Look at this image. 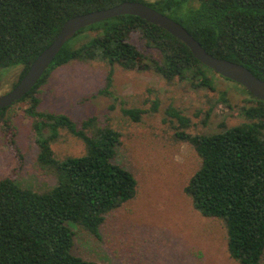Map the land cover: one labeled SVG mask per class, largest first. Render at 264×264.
<instances>
[{
    "label": "trees",
    "instance_id": "16d2710c",
    "mask_svg": "<svg viewBox=\"0 0 264 264\" xmlns=\"http://www.w3.org/2000/svg\"><path fill=\"white\" fill-rule=\"evenodd\" d=\"M123 1L0 0V69L20 66L19 80L65 20ZM131 1L169 16L207 52L240 63L264 80V0ZM92 60L110 66L107 85L118 65L124 70L151 71L169 84L184 83L192 90L213 89L208 67L181 40L138 16L118 15L78 30L33 88L14 102L27 104L25 113L38 148L35 166L55 181L35 190L19 185L11 176L0 177V264H103L73 252V227L99 236L108 214L138 194L134 174L115 162L121 145L118 130L101 124L96 115L74 121L65 114L37 109L39 87L55 68ZM245 101L248 104L240 108L243 120L237 124L228 126L221 121L215 131L192 134L182 130L175 136L195 154L196 168L184 187L194 209L221 226L227 252L237 264H261L264 100L248 96ZM208 103L207 117L219 103L230 107L225 93L209 97ZM10 106L0 108L6 131L11 130ZM143 112L123 109L135 122ZM174 115L183 127L188 126L186 118ZM60 131L81 140L84 152L57 158L51 144L61 136Z\"/></svg>",
    "mask_w": 264,
    "mask_h": 264
},
{
    "label": "rangeland",
    "instance_id": "374dc122",
    "mask_svg": "<svg viewBox=\"0 0 264 264\" xmlns=\"http://www.w3.org/2000/svg\"><path fill=\"white\" fill-rule=\"evenodd\" d=\"M109 69L99 60L69 62L55 68L37 94L40 111L65 114L74 121L96 115L101 124L118 130L121 145L115 162L130 169L138 181L136 197L108 214L99 236L73 227V252L103 264H237L227 252L221 226L195 210L184 193L197 162L192 148L177 141L175 134L215 131L221 121L237 124L243 120L240 108L252 95L209 68L213 89L198 90L118 65L107 85ZM20 71V66L0 69V95L12 88ZM221 93L230 107L219 103L207 117L209 97ZM26 107L25 102L9 107L10 131L0 121V177L11 176L21 186L40 190L55 180L35 166L38 148ZM124 108L144 112L135 122ZM174 112L187 119V127ZM60 133L51 144L57 158L84 152L81 140Z\"/></svg>",
    "mask_w": 264,
    "mask_h": 264
},
{
    "label": "water",
    "instance_id": "95a60500",
    "mask_svg": "<svg viewBox=\"0 0 264 264\" xmlns=\"http://www.w3.org/2000/svg\"><path fill=\"white\" fill-rule=\"evenodd\" d=\"M124 14L138 16L165 29L181 40L190 49L192 55L203 65L221 76L240 84L255 98L264 100V80L251 73L247 67L207 52L184 26L169 16L142 2L126 0L105 9L78 14L65 20L57 36L35 57L18 82L9 91L0 95V108L10 106L29 92L48 69L61 47L78 30L102 20Z\"/></svg>",
    "mask_w": 264,
    "mask_h": 264
}]
</instances>
